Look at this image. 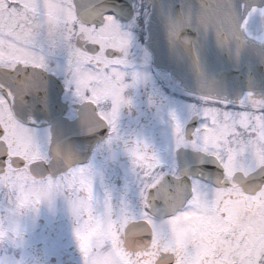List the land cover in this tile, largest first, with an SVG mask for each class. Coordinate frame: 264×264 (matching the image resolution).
I'll return each instance as SVG.
<instances>
[{"label":"flooded vegetation","instance_id":"1","mask_svg":"<svg viewBox=\"0 0 264 264\" xmlns=\"http://www.w3.org/2000/svg\"><path fill=\"white\" fill-rule=\"evenodd\" d=\"M130 1L131 16L128 17L127 5L120 14L124 25L133 19L135 11L141 10V0ZM37 3L39 7L35 11L42 19L58 23L72 45L87 41L89 45L95 43L114 49L117 54L100 57L80 49L72 71L68 69L67 58L59 55L51 61L54 71L39 74L45 93L51 90L47 80L50 78L55 83L60 108L56 109V113L59 111L62 120L72 125L70 140L62 142L60 153H65L62 154L64 158L71 155L70 165L73 168L91 165L95 178L91 170L84 171L74 177L73 184H65L63 190H59L57 178L46 174L49 166L47 159L52 153V126L48 118L54 112L51 110L48 113L47 107L39 112L24 111V118L32 115L36 120L35 127L41 136L34 137L26 131L27 125L17 119L10 101L0 102V129L4 130L2 138L9 146V158L17 157L23 161L22 166H10L5 173H0V236L5 234L4 230L14 234L26 246L27 255L34 264H47L49 249L46 239L57 232L68 248L66 264H80L77 244L73 240L74 217L67 197L75 193L74 205L82 213V220L89 221L90 216L96 215L94 207L97 197L99 204L104 205L103 183L113 193V198L108 200L113 222L107 226L97 223L94 227L82 229L77 238L79 247L87 259L90 253L110 245L112 250L122 254L124 262L128 264L127 253L118 247V242L121 233L136 219L132 213L141 212L140 218L148 220L153 227V242H159L155 235L157 224H153L151 218L143 213L145 201L140 195L143 189V196L146 197L147 187L150 186L144 173L153 171L149 159L153 155L152 148L167 164L174 163L179 170L178 153L192 151L175 150L178 135L176 125H184L190 116H197L202 121V111L206 109L207 103L217 105L218 109L226 107L223 110L226 112H233L232 108L240 105L192 95L180 88L175 80L154 70L152 56L145 47L149 7L144 2L142 4L146 14L141 15L132 27L133 41L122 35L113 17L104 18L105 27L81 19L79 7L73 0H0V15L4 18L31 16L33 5ZM125 49L126 54H121ZM3 62L23 64L29 61L22 55L10 56L6 51H0V63ZM57 63L61 65L62 78L55 74ZM65 80L72 81L70 92L64 88ZM190 105L200 111L199 115L192 114ZM241 106L254 109L250 123L256 118L258 110L255 108L261 110L258 114L264 118L263 107L254 103ZM101 123L103 126H100ZM85 124L96 127L89 130L84 127ZM112 125H115V132L111 131ZM236 129L233 136L237 141L240 137L255 139L258 135V131L250 125L246 130H241L240 125ZM109 135L113 141L105 147L104 141ZM146 144L148 147H145ZM129 150H135L136 155H129ZM133 160L137 163L133 164ZM67 166V163L61 162L52 169L62 170ZM133 168L139 175L133 174ZM120 198L127 203L129 216L117 228L114 222L120 210ZM195 221L191 216L183 218L184 224L192 223L189 228L178 230L175 237L176 250L184 246L185 237L190 232L200 238L201 261L207 260L209 264H235L234 253L246 248L250 255L244 257L245 261L247 264L254 262L251 259V242L264 238V217L246 220L242 226L234 223L232 227H222L216 239L214 232L205 235L207 229L212 230V221H202L199 217Z\"/></svg>","mask_w":264,"mask_h":264},{"label":"snow or ice","instance_id":"2","mask_svg":"<svg viewBox=\"0 0 264 264\" xmlns=\"http://www.w3.org/2000/svg\"><path fill=\"white\" fill-rule=\"evenodd\" d=\"M38 7V3L33 5L32 15L23 18L15 16L4 18L0 15V51H6L10 56L22 55L29 61L23 64L0 63V102L10 101L17 119L27 125L26 131L34 137L41 136L35 127L36 120L32 115L24 118V111L39 112L47 107L55 112L58 107L55 84L48 93H45L39 75L54 71L51 66L52 59L59 55L65 56L68 69L72 71L80 49L100 57L117 54L114 49L95 43L89 45L87 41H82L80 45H72L58 23L41 18L35 11ZM124 7L123 0H110L107 3L104 0H81L79 11L87 20L100 27L106 26L104 19L106 16L113 17L116 27L122 30V35L133 41L132 27L141 15L146 14V10H143L141 0V10L135 11L133 19L128 25H124L120 20ZM252 7L253 0H217L201 10L195 24L198 29L205 32L212 31L219 45L230 46L234 40L249 33L253 17H256L251 11ZM100 8L104 9L102 13L99 11ZM260 12L264 14V8L260 9ZM184 26H190V22H186ZM181 35L182 31L179 28L172 34L174 40ZM126 52L127 49L121 54ZM55 74L61 76L59 63L56 65ZM71 85V80L64 81L65 90L70 92ZM248 94L255 96L253 92L246 93ZM257 100L264 102V97H257ZM189 108L194 109V106L190 105ZM189 121H198V119L190 116L184 125H176L178 135L174 148L175 150L190 149L195 153L193 170L191 173L181 172L172 163L168 164V172L162 178L155 176L154 173L144 174L150 186L147 187L146 197L143 196V189L140 191L145 201L143 213L151 218L153 224H157L155 235L159 242H153V227L148 220L140 218L141 212L132 213L136 219L125 230L141 242L147 241V243L135 251L134 258L128 260V264H209V261L199 259L198 235L189 232L185 237L184 246L180 250L175 249L178 230L187 229L192 223L184 224V217L191 216L194 221L196 217L202 221L211 219L220 227H232L234 223L243 224L246 220L264 217V129L258 130L255 139L249 138L246 142L236 141L234 146L220 150L219 145L209 144L203 138L201 125L205 123L204 121H199L190 131L186 128V123ZM100 126H103L102 123ZM84 127L90 130L96 125L85 124ZM115 130V125H112L111 131L115 132ZM3 135L4 130L0 129V173H5L10 166L23 165V161H19L17 157L9 158V146L2 138ZM112 141L113 137L109 135L104 145L110 146ZM145 147L148 145L146 144ZM249 154L256 161L255 167L252 163L245 165L243 162V157ZM129 155L135 156V150H129ZM132 162L137 163L135 160ZM88 170L92 171L95 178L91 165H85L84 168H73L68 165L62 170H53L48 166L46 174L57 178L59 190H63L65 184H73L74 177ZM132 172L139 175L135 172V168ZM167 176L172 177L171 184L166 181ZM101 187L104 188V205L99 204L97 197V204L94 207L96 215L90 216L89 221H83L82 213L75 207L73 201L75 193L67 197L74 217L73 240L77 244L76 250L81 254L77 239L81 230L94 227L97 223L107 226L113 222L112 209L108 207V200L113 198V193L103 183ZM118 205L120 210L116 213V217L119 214L122 220L126 219L129 216L127 203L120 198ZM221 205L224 208L222 212ZM157 209L159 212L154 217V211ZM162 235L167 237L163 242ZM46 244L49 249L47 264H66L68 248L57 232L47 237ZM21 246L26 250L25 245ZM53 257H55L54 261ZM0 264H4L2 259ZM253 264H264V254L256 257Z\"/></svg>","mask_w":264,"mask_h":264},{"label":"water","instance_id":"3","mask_svg":"<svg viewBox=\"0 0 264 264\" xmlns=\"http://www.w3.org/2000/svg\"><path fill=\"white\" fill-rule=\"evenodd\" d=\"M73 1L79 7L81 0ZM143 1L150 8L145 46L152 56L154 70L175 80L180 88L202 97L233 103L258 101L257 97H264V28L256 36L249 32L234 40L230 46H221L212 31L205 32L195 24L201 10L212 4V0ZM261 3L264 0H256L257 6ZM123 4L127 5L130 17L131 1L123 0ZM99 11L102 13L104 9ZM251 11L253 14L257 11L254 4ZM80 18L87 20L81 14ZM186 22H190V26H184ZM177 28L182 35L194 38L193 45L184 47L176 43L172 34ZM47 82L50 86L54 84L50 79ZM248 92H253L255 96L246 95ZM50 111L48 108V113ZM50 114L51 151L57 155L59 163L70 165L71 155L64 158L62 154L65 153H60V148L62 142L70 140L72 125L62 120L59 111ZM196 123L191 121L187 129L190 131ZM194 158L195 153L190 151L178 153L179 171L191 173ZM165 179L172 183L170 176Z\"/></svg>","mask_w":264,"mask_h":264},{"label":"rangeland","instance_id":"4","mask_svg":"<svg viewBox=\"0 0 264 264\" xmlns=\"http://www.w3.org/2000/svg\"><path fill=\"white\" fill-rule=\"evenodd\" d=\"M260 30H262V27L260 25L259 18H253L249 31L253 35H255L259 33ZM216 106L217 105L215 104L207 103L206 109L202 111L204 112L202 114L203 115L202 121H204L205 123L201 125V132L203 133V138L209 144L219 145L220 150H224L227 147H232L235 145L237 138L234 137L233 135L234 132H237L236 127L238 125H240L241 130L244 129L246 130L248 125H250L252 129L255 131L264 129V118L263 115L258 114V111L259 112L261 111L258 108H255V110H258L256 112L257 114L255 115L256 118L250 123L249 119L252 118V111L254 110L251 107L238 106L236 108H232L233 112H226L223 111L227 109L226 107H222L218 109ZM198 113H200V111L194 107V109H192V114L199 115ZM247 140L248 139L245 137L244 138L240 137L239 141L246 142ZM257 151H259V145H257ZM222 199H224V197H222ZM221 211H224L223 205H221ZM207 221L211 222V219ZM210 225H212L213 228L212 230L207 229L205 235H210L212 232H214L216 239L222 227L217 226L214 223ZM251 244H253V248L251 249V256H252L251 259H255L259 255L264 254V238L262 240H260L259 238L258 240L251 242ZM242 252L244 254V257H248L250 255L249 254L250 251L246 248L242 249ZM113 253L114 254L111 253L105 254V256H103L102 254H99L98 256L96 255L92 259L91 264H126L124 262V257L120 252L113 250Z\"/></svg>","mask_w":264,"mask_h":264},{"label":"clouds","instance_id":"5","mask_svg":"<svg viewBox=\"0 0 264 264\" xmlns=\"http://www.w3.org/2000/svg\"><path fill=\"white\" fill-rule=\"evenodd\" d=\"M216 0H212V3H215ZM253 4L256 6L257 11L254 13L256 17L259 18V22L262 28H264V14H261L260 9L264 8V3H261L260 6H257L256 0H253ZM264 39V37H262ZM178 45L189 47L193 45L194 38L181 35L176 40ZM261 107H264V103L261 104ZM107 147V145H105ZM152 152L156 155H152L149 157L151 160L150 167L153 169L152 172H145V175H152L153 173L155 176L164 177L168 172V164L167 162L152 148ZM243 162L245 165L252 163L253 167L256 166V161L254 158L249 154L243 157ZM47 163L51 167H55L59 163V159L57 155L52 152L47 159ZM143 170V169H142ZM44 177H42L43 179ZM155 178V177H154ZM6 179V177H5ZM147 185V182H145ZM5 197H7L8 193L4 192ZM159 212V209L154 211V217L156 213ZM117 228L120 227L122 223V218L119 214H117L116 220L114 222ZM5 234L0 236V259L4 261V264H34V261L29 258L27 255L26 250L21 246L22 243L20 240H17L14 234L9 233L7 230H4ZM167 237L161 236V241L165 240ZM147 241L141 242L139 239L135 238L132 233L128 231H124L121 233L120 241L118 242V247L124 249L127 253L128 260H132L135 255V251L138 248L143 247ZM101 253L104 254H114L113 250L110 245H105L103 249H97L93 253H90L88 258L85 259L83 254L78 253L80 264H91L92 259ZM233 259L235 260V264H247L244 259V254L242 251L234 253Z\"/></svg>","mask_w":264,"mask_h":264}]
</instances>
